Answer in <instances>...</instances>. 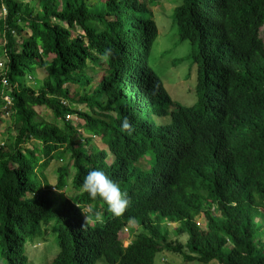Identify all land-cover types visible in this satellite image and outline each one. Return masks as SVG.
<instances>
[{"label": "trees", "instance_id": "obj_1", "mask_svg": "<svg viewBox=\"0 0 264 264\" xmlns=\"http://www.w3.org/2000/svg\"><path fill=\"white\" fill-rule=\"evenodd\" d=\"M3 3L8 14L0 51L9 61L11 87L0 76V94L11 93L19 129L11 146L0 149V258L25 264L26 238L55 219L60 252L53 264H154L163 251L203 264H264V0H183L175 9L180 39L199 46V84L197 102L172 111L148 62L157 26L143 17L138 0H0V17ZM84 44L94 51L86 52ZM51 52L59 55L51 61L49 82L36 91L22 78ZM88 59L110 73L89 108L118 107L116 117L101 119L111 164L105 151L84 149L70 123L36 120L35 105H48L56 118L64 114L54 95L66 93L64 80L83 71ZM80 114L91 127L93 116ZM168 114L169 123L160 124L158 117ZM125 117L130 133L120 127ZM32 140L38 142L26 146ZM63 146L73 158L74 187L83 188L90 170L103 171L127 192L124 213H110L85 190L55 207L42 177ZM140 159L148 169L135 165ZM69 171L59 168L60 188ZM87 205L100 213L99 222L94 216L85 222ZM201 214L206 229L196 222ZM131 221L141 231L124 246L119 233ZM167 222L179 224L176 233L186 235L185 245L170 240Z\"/></svg>", "mask_w": 264, "mask_h": 264}, {"label": "clouds", "instance_id": "obj_2", "mask_svg": "<svg viewBox=\"0 0 264 264\" xmlns=\"http://www.w3.org/2000/svg\"><path fill=\"white\" fill-rule=\"evenodd\" d=\"M154 1H157V0H150V1L149 0H146V1L145 0H138V2L143 6L144 11H143V13L141 12V14L143 15L144 18H146L144 16V13L146 12L147 7L149 6L150 3L154 2ZM7 14H8L7 7L3 3L2 8H1L0 26L3 24V21L6 18ZM148 18H151V17H148ZM152 19H153V17H152ZM174 23H175V15H174ZM175 25H176V23H175ZM156 26H157V23H156ZM79 32H80L79 30H76L73 32V34L76 35ZM157 34H158V27H157ZM156 37H157V35H156ZM18 39L19 38L17 37V40ZM179 39H180V37H179ZM180 41L183 42V41H190V40H181L180 39ZM192 43H195V42H192ZM84 46L86 48H89L86 52H93L94 51V48L90 47V44H84ZM152 47H153V44H152ZM152 47H151V50H152ZM151 50H150V53H151ZM41 52H42V50H41ZM93 54L95 55V53H93ZM58 55L54 52H51L48 55L43 56L42 59L38 60L37 63L35 64V71L32 74L26 75L24 77V79H22V82H24L25 84H27L29 86H32L34 88V90H36V91H38L41 87L46 88V84H47V82H49V80H48L49 70H51V66L54 64V63H51V61L55 62L56 59L58 58ZM103 57H104V61L106 62V65L108 66L107 57L106 56H103ZM194 59H195V57H194ZM8 62L9 61L6 59L4 54H2V56H0V76L2 77L1 81H2L4 86L11 87L10 86V79H9V76L7 75ZM148 62H149L150 67L154 71V73L158 77H160L157 74V72L153 69V67L151 66L150 55L148 58ZM106 65L105 64L104 65L95 64L93 61L88 59L87 65L83 71L78 72L71 79H65L64 80V82L62 84V90L66 91V93H64V95H54V97L57 98L60 106L66 108V110L64 111V114L61 115L60 118H56L53 110L50 107H48V105H46V104L35 105L34 109L36 106H46L50 110V113H53L52 119L48 120V119H44V118H39V113L35 109L36 110V116H37L36 120L40 121L41 123H47L48 125H54L57 127H64L66 123H70V125L73 128H75V130H76L75 136H76L77 140L81 143V145H83L84 149L93 151V147H95L98 150L105 151L108 154V157L110 156L112 158L110 163L107 160L108 164H111L114 160V155L110 151V148H109V145L106 141L105 135H103V131H101L103 128V121L101 119L105 118L103 115H110L111 117H116L117 113H118V107L116 104H112L111 107L107 108V106H108L107 98H104V105L106 106L107 111H99L96 109V113H94L89 108V106L87 104V101L89 99H93V98H90L91 96L94 95L96 97L97 90H98L99 86L101 84H103V85L107 84L106 79L109 77L110 73L106 72V69H105ZM96 68H99L100 70H102V74H101L100 80L92 87L93 75H91L90 72L96 71ZM40 69L43 71V74H44L42 76V74L39 72L40 75L42 76V82L37 83V85L35 86L32 83V78ZM198 73H199V69H198ZM85 78H86V81L88 80L87 82H85ZM160 79L163 81V79L161 77H160ZM18 83L15 84L13 88H17ZM163 84H164V87L166 89L164 81H163ZM198 84H199V76H198ZM70 85H75L76 87H78L80 89V91H84L83 94L80 93L78 101H79V103L85 105L87 110H84L82 108H80V110H79L78 108H75V107L69 105L68 101L74 99L73 96H71ZM197 88H198V85H197ZM166 91H167V89H166ZM167 93H168V91H167ZM197 94H198V91H197ZM168 95L171 98L169 93H168ZM0 98H2L1 103H0L1 104L0 105L1 106L0 107L1 115L4 114L5 117H10V118L13 117L12 115H15V110H13L11 108V106L13 105V98H12L11 93L0 94ZM97 99L102 100V98H97ZM197 100H198V97H197ZM171 101H172V105L170 106V111L175 110L176 105H177V103H175L172 98H171ZM178 105H180V104H178ZM80 113L89 114V115L93 116V121H92L91 127L87 124L86 118L84 116H82ZM166 116L170 117V114H168ZM57 120H60L61 123L60 122L56 123ZM169 121L167 123H169ZM14 122L16 123L17 127L15 129V134L13 135V140L8 146L7 145L4 146V144H0V149L3 151H6L11 146V144L14 142V140H16V138H17L19 123H17L16 119L14 120ZM160 124H162V123H160ZM120 127H121L122 131H127L129 133L132 130L131 126L128 122V119L126 117L122 120ZM104 134H105V132H104ZM37 142L38 141H36V140H32L31 142L27 143L26 146L32 147V145H34ZM65 151H67V150L63 146V148H61V149H59V151H57V152H62L63 154L57 157V156H55V154L57 153L56 152V153H54V157L49 160L50 162H52V160H57V161L58 160H64L66 156L68 157V160L66 162H62L61 164L57 165V170H56L57 171V173H56L57 177H56V183L55 184L49 183L47 177L45 176V169L48 168L50 164H48L46 166V168L43 170L42 180L45 183V185H43V186H44V189H48L46 187L49 186V190H51L53 197L57 200V204L55 205V207H57L59 205V203L65 199H74L79 193H81L85 190L90 199H92V200H95L96 198L102 199L106 203L105 204L106 207H104V208H106L110 213L112 212L116 216H120L122 213H124L125 208L129 203L128 194H127V192L121 191L119 184L117 182L113 181L112 179H110L107 175H105V173L103 171L96 170V169L90 170L85 175V177L83 178V182H82L83 188H81V190H77L74 187V185H73L74 175L73 174L75 173V170L73 167V158L71 157V153H68ZM108 157H107V159H108ZM145 158L147 160H149L150 157L145 156ZM146 159H140L138 162H136V164L139 165L140 161H146L148 163V161ZM66 165L69 167L70 174L66 178L65 186L60 188L59 186H57L58 178H59V168L66 166ZM143 168L148 169L149 167H143ZM69 177H71L70 183L68 181ZM69 185H71V189L75 190V194L73 196H70V197L61 196L59 193H62L65 189L69 188ZM55 190H57L58 193H56ZM211 210H212V212L217 213L214 206L211 208ZM82 211H83L85 222H88L90 217H92V216L95 217V220L97 222H99L101 220L100 213H98V212L93 213L92 205L85 206L82 209ZM201 215H203V214H201ZM203 217H204V219H206L204 215H203ZM95 220L90 221V223H94ZM170 223L177 224V227L179 225L176 222H167L168 225ZM86 224L89 225V223H86ZM129 224H130V222L127 225H125L119 233V236H120L124 246L130 245L134 240V238L131 236V234H130V236H126V235L124 236V232H128L130 230V229H128V228H130ZM134 225H136V224H134ZM50 228H51V232L49 233L48 237H45L47 231ZM55 233L57 235V242H58L59 251H58V247H57L56 252L54 253L55 243H56L54 240ZM28 241L31 242L32 247L36 248L35 249L36 251L43 246L44 242H49V245H51V252H52L53 257H52V261H51V256H50L47 259L46 263L51 261L50 264H53L55 258L58 256V254L60 252V245H59V240H58V233L56 230L55 219H51V220H48L46 222H43L41 225V233L40 234L36 235L33 238H31V237L26 238V241L24 243L25 254H26L25 264H33L30 262V260L27 256L26 244ZM163 252H165V251H163ZM56 253H57V255H56ZM35 255H37V257H39L40 252L35 254ZM0 262L2 264L7 263V261H5L4 258H0ZM212 262H214V261H212ZM104 264H106V263H104ZM217 264H219V263L217 262Z\"/></svg>", "mask_w": 264, "mask_h": 264}, {"label": "rangeland", "instance_id": "obj_3", "mask_svg": "<svg viewBox=\"0 0 264 264\" xmlns=\"http://www.w3.org/2000/svg\"><path fill=\"white\" fill-rule=\"evenodd\" d=\"M146 1V0H145ZM150 1V0H149ZM183 0H157L149 4L144 13L146 18L153 17L158 27V34L153 43V47L150 53V63L153 69L157 74L163 79L166 89L170 94L173 101L177 104L184 106H193L197 102V85H198V64L196 63L194 57L199 53L198 43H192L191 41H180L179 39V30L177 25L174 23V13L175 9L182 4ZM1 37V33H0ZM261 37L264 41V26L261 29ZM0 56L2 53L0 51ZM43 71L40 69L32 78V83L36 86L37 83L42 82ZM93 75V84L92 87L100 80L102 70L96 68V71H91ZM24 79V78H22ZM71 96L74 99L68 101L69 105L78 108L87 110L85 105L79 103L78 98L80 93L83 94L84 91H80L75 85H70ZM1 107V106H0ZM35 109L39 113V118L52 119L53 113H50V110L46 106H36ZM13 117H5L4 114L0 113V144L8 146L12 140L13 135L15 134V129L17 127L14 120L17 118L15 115ZM170 120L169 116L158 117V122L166 124ZM60 120H57L56 123H59ZM61 123V122H60ZM111 157H108V162H111ZM68 157L66 156L64 160H52L49 167L45 169V176L47 177L49 183H56V173L57 165L62 162H66ZM138 165V164H135ZM139 165L142 167H149V164L146 161H140ZM138 165V166H139ZM69 183L71 182V177L68 179ZM58 193L57 190H55ZM61 196L70 197L75 194V190L69 188L65 189L62 193H59ZM214 213V212H213ZM215 214V213H214ZM197 224L206 229L207 222L204 219L203 215H200L196 218ZM261 224L264 225V215L260 218ZM130 229L128 232H124V236H131L135 238L141 231V227L134 225L133 222L129 224ZM177 224L170 223L168 225L170 240L176 243H182L185 245L187 240L186 235L176 233ZM51 232V228L47 231L45 237H48ZM55 240V249L58 247L57 235H54ZM57 244V245H56ZM27 256L31 263L33 264H50L52 261V252L51 245L49 242H44L43 246L37 251L35 247L31 246V242L28 241L26 244ZM186 249H184L185 251ZM59 251V247H58ZM40 252L39 257L37 253ZM187 252V251H185ZM58 253V252H57ZM56 253V255H57ZM55 255V256H56ZM51 256V261L47 262V259ZM54 256V257H55ZM0 264H2L0 262ZM98 264H104L100 262ZM154 264H203L199 261H187L182 252H173L165 251L159 252L155 257ZM209 264H217L216 261Z\"/></svg>", "mask_w": 264, "mask_h": 264}]
</instances>
